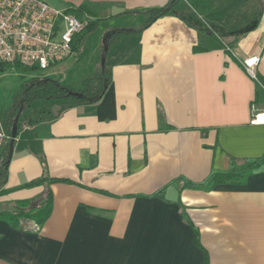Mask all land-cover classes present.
<instances>
[{
    "label": "crops",
    "instance_id": "crops-1",
    "mask_svg": "<svg viewBox=\"0 0 264 264\" xmlns=\"http://www.w3.org/2000/svg\"><path fill=\"white\" fill-rule=\"evenodd\" d=\"M43 1L108 22L105 35L133 31L108 53L112 80L97 104L53 99L25 108L0 210L48 190L54 205L43 227L19 231L0 220V264H204V250L210 264H264L263 170L209 192L169 186L201 182L231 158L264 155V125L250 124L252 106L264 112V13L253 31L221 38L177 15L144 28L141 11L172 0ZM260 5L183 0L176 10L193 6L208 25L235 31ZM84 7L94 15L74 12ZM253 55L261 57L256 78L243 67ZM45 169L72 183L27 187ZM164 188L163 198L147 197Z\"/></svg>",
    "mask_w": 264,
    "mask_h": 264
},
{
    "label": "trees",
    "instance_id": "trees-1",
    "mask_svg": "<svg viewBox=\"0 0 264 264\" xmlns=\"http://www.w3.org/2000/svg\"><path fill=\"white\" fill-rule=\"evenodd\" d=\"M182 1L183 0H172L164 8H152L141 11L143 14L147 16V21L144 25V28L149 27L157 19L165 15H177L178 17H180L181 12L177 11L176 7ZM167 8H170V11L165 13L164 11ZM74 12L94 15L91 11H89L85 7L80 8L78 10H74ZM127 13H131V12H127ZM263 13H264V0H261L260 9L255 14L254 19L259 21ZM190 14L195 18L199 19L196 14L194 13H190ZM99 21L100 20H95L90 22L86 31L91 33L97 27ZM188 25L200 30L194 25H191L189 23ZM127 34H128L127 32L120 33L118 31L116 34L112 35L110 39V49L112 48L114 43L121 40ZM83 37H84L83 34L78 37L76 46L78 45V43H81ZM102 50H103V46L101 45V52ZM18 66L19 65L15 67ZM25 69L30 70L28 68ZM111 80H112V72L110 67L106 65V69L104 73L101 72L95 78V80L92 79L87 80L86 88L82 92L85 95L84 99H77L74 97L68 99L74 104H97L102 99L106 91L105 85L109 86ZM94 81L95 84L91 85L92 82ZM69 91L70 90L64 85L47 77L36 78L31 83L27 84L25 92L15 99L13 106L9 109V111L6 113L4 117V121H3L4 130L7 133V135L11 137L13 121L20 109L22 101L24 102L25 107H30L35 101L38 100L67 99V94ZM20 121H19V126H20ZM8 152H9V141L0 152V197L10 193L9 190H6L4 188L7 178L8 166H9ZM259 170L264 171V155H262L261 157L250 158V159L231 158L228 169L223 171L212 169L208 177L201 182H192L187 180L186 178H178L173 182H171L169 186L182 183L183 187H189L192 189L209 192L218 185H223V184L243 185L247 182L248 178L251 175H253L255 172ZM55 183L70 184L72 182L69 180L49 177L47 174V169H45L43 176L37 180L32 181L30 184H28L27 187L30 188L40 187V186L49 187L50 185ZM166 189L167 188H164L159 192L147 197L163 198ZM53 200H54L53 193L50 190H48L46 195L42 198H33V199L15 201L14 203L11 204L9 208L0 210V220L8 223L13 229L19 231H24L26 229L21 222L22 220L32 221L37 226L43 227L52 215L53 205H54ZM180 210L184 218V221L192 228L194 232V243L200 249L204 250L200 242V232L188 217L186 208L185 206H183V204H180ZM204 264H210L209 255L205 250H204Z\"/></svg>",
    "mask_w": 264,
    "mask_h": 264
},
{
    "label": "built area",
    "instance_id": "built-area-1",
    "mask_svg": "<svg viewBox=\"0 0 264 264\" xmlns=\"http://www.w3.org/2000/svg\"><path fill=\"white\" fill-rule=\"evenodd\" d=\"M192 13L201 20L196 8ZM90 21L81 20L69 10L53 8L43 0H0V70L21 66L44 71L71 58L76 42ZM261 57L243 61L245 71L256 78ZM250 124L264 125V112L252 106ZM10 137L0 121V152Z\"/></svg>",
    "mask_w": 264,
    "mask_h": 264
},
{
    "label": "rangeland",
    "instance_id": "rangeland-1",
    "mask_svg": "<svg viewBox=\"0 0 264 264\" xmlns=\"http://www.w3.org/2000/svg\"><path fill=\"white\" fill-rule=\"evenodd\" d=\"M78 18L83 20L80 15ZM108 26H110L108 22L99 21L97 27L91 33L85 31L83 33V40L81 43H78L73 56L47 70H26L21 66H8L1 69L0 121H4V117L13 106L15 99L24 93L27 84L31 83L36 78H43L49 75L48 78L59 82L70 91L82 93L86 88L87 80H95V78L102 72L101 45L105 35L104 30ZM51 72H55L56 74H51ZM94 84L95 81L92 82L91 85ZM46 101L47 100L35 101L30 107L43 105ZM21 222L25 226L32 221L22 220Z\"/></svg>",
    "mask_w": 264,
    "mask_h": 264
},
{
    "label": "water",
    "instance_id": "water-1",
    "mask_svg": "<svg viewBox=\"0 0 264 264\" xmlns=\"http://www.w3.org/2000/svg\"><path fill=\"white\" fill-rule=\"evenodd\" d=\"M169 11H170V8H167L164 12L167 13ZM180 18L184 22L196 26L197 28H199L201 31L207 33L208 35L217 34L221 38H231V37L242 36L244 34H247L251 31H253L258 25V21L254 20L250 24H248L247 26L242 27L238 30L228 31V30H225V29L218 27V26H210L207 23L200 21L199 19L195 18L194 16H192L188 13H180ZM132 31L133 30H127V29L119 30L120 33H122V32L129 33ZM117 32L118 31H116V30L112 31V32H108L103 39V43H102L103 51H102V59H101V65H102V72L103 73L106 69L107 57H108V53L110 51V39H111L112 35L116 34ZM107 88H108V86L105 85V90ZM71 97H74L77 99H84L85 95L83 93L69 91L67 94V98H71ZM24 110H25V104L22 101L20 109H19V111H18V113H17V115L13 121V125H12L11 137L9 139L8 165L10 164L12 157H13L15 142H16L17 135H18L19 121H20L21 115L23 114Z\"/></svg>",
    "mask_w": 264,
    "mask_h": 264
}]
</instances>
